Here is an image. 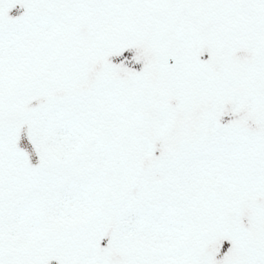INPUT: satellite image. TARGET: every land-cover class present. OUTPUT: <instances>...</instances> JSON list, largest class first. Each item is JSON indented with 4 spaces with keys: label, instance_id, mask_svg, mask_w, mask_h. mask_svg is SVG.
<instances>
[{
    "label": "rangeland",
    "instance_id": "1",
    "mask_svg": "<svg viewBox=\"0 0 264 264\" xmlns=\"http://www.w3.org/2000/svg\"><path fill=\"white\" fill-rule=\"evenodd\" d=\"M15 1L26 16L8 23L4 11ZM15 1L3 2L0 9V264H44L53 259L59 264H97L86 251L101 234L113 256L100 264H118L117 255H122L121 264H264V196L250 195V200H244L248 209L241 212L233 208L241 200L237 184L244 173L228 167H239L243 160H223L224 166L217 169L199 158L170 169L169 163L176 159L166 157L160 167L150 164L148 170L110 169L104 163L105 154L115 144L110 116L103 115L106 100L94 97L89 106L86 97L80 103L76 92L89 86L82 79L76 92L67 94L61 89L74 84L75 53L83 49L77 32L65 23L62 6L68 1ZM183 1L176 3L175 30L178 35L184 27L197 32L198 44L192 40L186 44L191 53L196 47L199 52V41L211 40L204 47L206 55L219 60L224 56L222 40L233 46L236 33L243 36L249 29L247 24L241 31L234 27L236 15L249 14L256 41L240 46L247 56H238L239 51L234 52L236 56L226 55L231 58L224 56L223 68L237 73L252 63L249 60L261 62L264 68V0H217L216 4L188 0L186 6ZM135 62L127 58L113 72L142 73ZM165 74L158 79L164 78L166 87L184 90L185 81L168 79ZM246 75L248 82L255 81L252 88L257 97L263 98L264 71L255 77L251 72ZM245 89L248 92V86ZM180 97L185 105L186 93ZM138 115L128 135V149L135 147L137 139L159 133L155 129L169 130L170 125L157 115L152 122ZM24 121L31 124L29 138L42 160L36 172L26 170L24 159L13 151L15 127ZM107 189L114 196L136 189L140 197L122 220L102 227L112 215L106 211L111 197ZM222 215L227 221L224 228L210 218ZM72 247L77 251H71ZM67 252H73L68 263Z\"/></svg>",
    "mask_w": 264,
    "mask_h": 264
},
{
    "label": "flooded vegetation",
    "instance_id": "2",
    "mask_svg": "<svg viewBox=\"0 0 264 264\" xmlns=\"http://www.w3.org/2000/svg\"><path fill=\"white\" fill-rule=\"evenodd\" d=\"M61 1H68L62 6L65 23L71 25L73 32H77L75 37L80 39L79 43L83 48L82 50L78 48L75 53L78 60L74 61V64H78L75 86L79 88L81 79L83 82L86 81L87 85L89 84L86 90L81 88L77 92L80 103L86 97L95 96L98 90H103L106 94L115 92L122 98H126L122 99L126 108H134L129 107V102H135L138 105L137 108H142L130 118L122 117L126 119V122L121 125L123 142L128 143V132L130 128L133 129L137 114L148 122H152L153 115H157L162 123L164 121L165 124L170 125L167 133V129L161 132L160 129H155L160 133H155L153 137L150 136L149 139L144 138L141 141H157V138L165 141L179 140L177 143L173 142L176 145L173 147L174 154L152 155L155 166L160 167L162 160L166 157L168 159L178 157L185 162L204 159L206 164L209 162L217 169H221V165L224 166L223 160L232 162L238 158L243 160L239 167L230 164L228 168L231 172L240 169L239 171L244 173L242 177L244 180L239 181L237 188L241 183L245 187L248 186L249 174L256 156L254 144L260 128L259 132L264 137V95L263 98L257 97L252 88L255 81L248 82L250 79L247 80L246 75L247 72H251L250 76H256V68L252 64L257 61L249 60L252 62L249 66L235 73V82L226 85L220 78V69L211 63L205 64L201 67L199 75L187 73L184 90L175 89L173 85L171 88L166 87L165 81L158 79L159 76L156 77L159 73L155 75L150 67L142 68V73L130 75L134 78V82L143 79L142 89L129 90L131 86L129 74L113 72L115 65L127 58H133L139 67L143 62H150L149 65L155 63L156 67L160 64L161 59H164L159 56L160 44L166 42L174 45L176 40L173 35L178 19L176 0ZM162 6H164L163 10ZM246 24L249 26L246 33L242 36L240 32H237L234 37V43L239 47L244 43L253 42L252 40L256 41L254 21L249 15H243V17L236 15L234 27L237 30L241 31ZM162 28L164 31L160 33ZM189 35L190 39H194L197 32L192 29ZM161 39L166 41L162 42ZM243 52L245 49L238 56H247ZM172 61L175 62L174 57ZM246 86H248V92L245 89ZM181 93H186L185 105L182 104ZM132 95L133 98L128 99ZM179 108L183 110L177 111ZM171 114L179 116L177 125L166 121ZM170 133H179L180 137L175 139L162 136V134ZM139 156L144 157L143 154ZM169 165L170 169L175 168L174 162H170ZM208 205L214 208L213 204Z\"/></svg>",
    "mask_w": 264,
    "mask_h": 264
},
{
    "label": "trees",
    "instance_id": "3",
    "mask_svg": "<svg viewBox=\"0 0 264 264\" xmlns=\"http://www.w3.org/2000/svg\"><path fill=\"white\" fill-rule=\"evenodd\" d=\"M209 1L212 4L217 3V0H209ZM213 26L214 24L208 25V27H213ZM206 27L207 25L202 26V28H206ZM169 28H171V26H169ZM163 29L164 28H162V31H160V33L164 31ZM191 31L192 30H189L186 34H183V35H180V33L178 35L176 33L177 31L173 32L174 33L173 35L176 39L175 45H169L165 42L166 40L162 41L161 39V41L165 42V44L164 43L160 44L158 51H159V56L164 57V59H161V62H159L160 64H158L157 67L155 63L154 64L151 63V65H148L147 67L151 68V72L153 71L155 75L157 73L162 74V72H165L167 74H165L164 77L166 78L169 77L168 79L172 77V79L174 80L179 79L183 81H185L188 72H191L196 75H199L201 73V67L203 63L201 64L197 60V55H196L197 47L192 48L193 51L191 53V51L188 50V46L186 45L188 41L190 40L198 44L197 35H194L196 36L194 39H189L188 33H190ZM204 39L206 40V38ZM212 41H217V39L212 38ZM223 41L224 40H222V48H223L222 53L225 57L231 58V56H226V55L232 53V55L234 56L233 50H232L234 45L230 46V43L228 41L223 44ZM210 43H212L211 40L206 44H204V41H199V45H203L205 48L208 47ZM206 53L207 51L205 49V54ZM224 56H221L219 60L218 59L213 60L212 62H215V63L217 62L220 66L223 67L227 62L226 61L227 59L223 60ZM173 57L175 58V62L172 61ZM208 61L209 60L207 59V61L205 62H208ZM255 67L258 73L260 69L262 70L259 63H256ZM128 74L129 76L131 75V73H128ZM220 75H221L220 78L224 81L225 85L230 82L235 81V73L232 74L231 72H228L225 69H223L220 71ZM156 77H158V75ZM159 79L161 80L164 78L160 77ZM69 81L71 80L69 79ZM130 81H131V86L129 87V90L132 88H136L139 90L142 89V83H143L142 78L138 82H134V78L130 76ZM148 81H151V80H148ZM159 81H158V84H159ZM159 87H161V85H159ZM61 89L66 90V92L68 93L74 92L75 81H74V84L70 83L68 87L63 86V88ZM104 96L105 98L106 97L107 98L105 99ZM94 97H97V101H98V98L104 101L106 100L105 108H102L103 115L110 116V121H111L110 126L114 131L112 135L114 138L113 144H115L114 145L115 148L114 147L108 148V152H106L105 154L106 158L104 161V163H106L107 165L111 167L110 169L113 168L114 170H116L118 168V169L124 170V168H126L129 171H137L138 169H140L141 171L148 170L149 168L148 165L153 164L152 155L156 153H169V154L175 153L173 150V147H175L176 145L174 143L179 142V140L165 141L163 139L157 138V141H155L156 143L155 145V143L150 140L147 142H144V141H141V139H137V143H134L135 147L132 149H128L129 148L128 144L123 142L121 139V137L123 136L121 125H123V123L126 122V119H123L122 117L125 116L127 118H130L132 115H134L137 111L141 110L142 108H137L138 105L135 104V102L128 103L129 107L132 106L134 108H126L125 105H123L122 103V99H126V98L124 97L122 98L119 94H116L115 92H113V94H108V93L106 94L103 90H98L95 96H92V98H89L90 103H88L87 105L89 106L92 105ZM130 98H133V95L131 97H128V99ZM110 99H111V102H110ZM105 113H108V114H105ZM170 117H168L167 120L177 125V122L179 121V116H174L171 114ZM104 120L106 121L107 119L104 118ZM133 131L134 129L132 128L129 129L130 135L132 134ZM177 137L179 138V136ZM262 139L259 136L256 137L255 147L257 148L260 145V148L258 150L256 149V156H255V159L253 160L256 162H255V166L253 167L254 168L253 173H251L250 178L247 182L248 186L245 187L241 183V185L237 189L238 194H240L239 196L241 200L239 199L240 202L234 208L240 212L243 209H248V206L244 207V204H245L244 200H247V199L250 200L251 197L255 196L256 194L257 195L262 194L264 196V140L262 141ZM129 144H131V142ZM137 147H138V151H136ZM184 152H185V149H184ZM139 154H143L144 157H140ZM134 155H137V156H134ZM143 160H148V162L143 161ZM49 170H52V167H49ZM140 184H141L140 182L137 183V186ZM147 188L153 189L154 191H158V188H156L154 185H148ZM250 195H253V196H250ZM139 197H140L139 192L136 189L130 190L129 194L119 192L116 196H114V199H116V202L118 204L115 206L110 204V207L108 208L112 212V215L106 217L105 221L102 223V227H106L107 225L111 226L112 224H115L116 222L122 220L123 217L126 216L125 214L127 213V211H129L132 207L136 205V204H133V201H135L136 199H139ZM253 208H258V207L254 206ZM215 224H218V223L216 222ZM226 224H227V221L223 220L219 222L218 226L221 228H224ZM105 246L106 245L103 244V234H101L99 238L94 239V241H92L91 244L89 245L86 251L87 256L90 258H93L95 260L94 262L97 263L101 256H104V255L106 256V251L104 250L106 249ZM70 249H72L71 251H77L76 247H72ZM72 253L73 252H67L66 257H65V261L67 263L71 259ZM76 258L78 260L80 259L79 254L77 255Z\"/></svg>",
    "mask_w": 264,
    "mask_h": 264
},
{
    "label": "water",
    "instance_id": "4",
    "mask_svg": "<svg viewBox=\"0 0 264 264\" xmlns=\"http://www.w3.org/2000/svg\"><path fill=\"white\" fill-rule=\"evenodd\" d=\"M24 17V12L20 6L14 8L9 14L10 22L16 21ZM29 123H21L16 127V140L14 144V151L18 152L25 159V167L29 170H38L40 168V157L33 143L30 141ZM32 190V186L29 187ZM47 264H57L55 261H50Z\"/></svg>",
    "mask_w": 264,
    "mask_h": 264
}]
</instances>
